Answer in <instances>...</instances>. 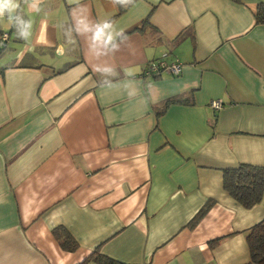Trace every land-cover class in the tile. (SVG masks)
I'll list each match as a JSON object with an SVG mask.
<instances>
[{"label":"crops","instance_id":"1","mask_svg":"<svg viewBox=\"0 0 264 264\" xmlns=\"http://www.w3.org/2000/svg\"><path fill=\"white\" fill-rule=\"evenodd\" d=\"M19 3L29 39L0 19V264H254L264 198L242 206L223 176L264 166V0ZM81 17L112 20L119 48L78 31ZM163 54L179 73L142 76Z\"/></svg>","mask_w":264,"mask_h":264},{"label":"trees","instance_id":"2","mask_svg":"<svg viewBox=\"0 0 264 264\" xmlns=\"http://www.w3.org/2000/svg\"><path fill=\"white\" fill-rule=\"evenodd\" d=\"M124 9L125 7H121L120 4L118 5L119 12H122ZM149 19L150 13L146 16V18H144L143 24L146 25L149 23ZM255 21L256 23H264V3H258L255 12ZM3 34L6 33H0V43L2 45L5 43V41L1 40V36ZM173 61H168V63ZM148 63L149 62L146 63L142 73L147 69ZM160 75L161 73L151 76ZM181 101L182 99L175 96L162 101L161 104L156 106V114L160 116L169 105ZM223 187L242 206L246 208L252 207L264 198V166L240 164L235 168L225 169ZM209 205L210 203H207L192 218L191 225H194L198 221ZM52 233L62 247L68 250L74 249L76 245L75 239L67 232L66 229L61 226H57L52 229ZM246 239L249 247L250 262L254 264H264V218L247 230ZM90 259L98 264H123L98 252L92 254Z\"/></svg>","mask_w":264,"mask_h":264},{"label":"clouds","instance_id":"3","mask_svg":"<svg viewBox=\"0 0 264 264\" xmlns=\"http://www.w3.org/2000/svg\"><path fill=\"white\" fill-rule=\"evenodd\" d=\"M71 2V0H69ZM119 3L121 7H127L132 3V0H110V3L115 6ZM28 4L34 11H39V0H28ZM7 17L11 26L15 29L17 37H21L25 40L29 39L32 35V21L31 19H24L21 12L19 0H0V19ZM78 31H93L97 39L103 38L106 45H111L113 48H119V45L113 43L116 36L123 33L122 31H116L114 22L110 19H105L92 24L87 18L81 17L78 22ZM23 25V28L20 27ZM99 70V69H97ZM103 71L106 73L113 72L112 67H105Z\"/></svg>","mask_w":264,"mask_h":264},{"label":"built area","instance_id":"4","mask_svg":"<svg viewBox=\"0 0 264 264\" xmlns=\"http://www.w3.org/2000/svg\"><path fill=\"white\" fill-rule=\"evenodd\" d=\"M7 38L6 34L1 36V40L4 41ZM180 63L178 60H174L171 63H168L166 60V54H163L161 57L156 58L148 63L147 69L142 73L143 76H151L159 74L162 72H168L171 74H177L180 71ZM210 106L214 109H220L222 107V102L218 99L212 100Z\"/></svg>","mask_w":264,"mask_h":264},{"label":"rangeland","instance_id":"5","mask_svg":"<svg viewBox=\"0 0 264 264\" xmlns=\"http://www.w3.org/2000/svg\"><path fill=\"white\" fill-rule=\"evenodd\" d=\"M9 28V27H8ZM8 28H7V30H6V32L8 31ZM5 30V29H4ZM6 40V39H5ZM4 40V41H5ZM9 50V49H8ZM4 52V53H3ZM3 52H1L0 53V64H3L4 62H6V61H8L9 59H10V57H11V55L9 56V52H6V51H3ZM8 53V54H7ZM5 55V56H4ZM168 58L166 57V60H167ZM167 61H169V60H167ZM162 74V73H161Z\"/></svg>","mask_w":264,"mask_h":264}]
</instances>
